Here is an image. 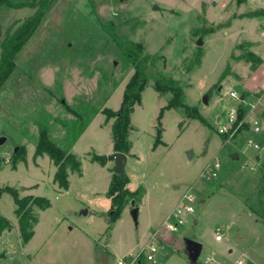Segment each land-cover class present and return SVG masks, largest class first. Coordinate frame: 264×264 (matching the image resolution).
I'll return each mask as SVG.
<instances>
[{"label": "rangeland", "instance_id": "374dc122", "mask_svg": "<svg viewBox=\"0 0 264 264\" xmlns=\"http://www.w3.org/2000/svg\"><path fill=\"white\" fill-rule=\"evenodd\" d=\"M259 8L264 0H57L16 56V70L0 91V138L5 139L0 144V188H13L19 197H45L50 207L34 208V234L22 246L12 197L0 196V216L11 225L0 234V250L6 254L0 264L6 256L10 264H117L145 247L151 230H159L166 250L156 256V263L141 258L138 264H191L184 238L201 244L196 264H235L240 257L264 264V153L254 156L252 147L241 152V132L224 143L216 130V118L224 124L237 104L229 92L242 94L241 83L248 77L249 64L237 57L254 48L245 47L242 38L255 39L261 23L259 18L240 17ZM27 15V10L1 9L0 22L7 25ZM108 22L118 36L161 58L152 73L179 80L186 104L196 106L213 127L186 119L180 111L164 110L159 120L162 144L154 148L158 116L169 97L154 91L148 73L141 102L131 114V149L124 166L128 189L142 188L135 204L136 224L126 211L111 224L105 193L113 161L100 166L89 156L111 155L112 120L106 121L102 110H118L133 74L100 27ZM240 27L245 30L239 35ZM199 51L201 63L186 73ZM248 84L264 86V68ZM11 118L21 124L20 130ZM40 121H46L51 138L81 163L80 176L69 173L67 190L53 182L56 167L46 155L33 159L35 123ZM19 147H25V161L11 169V156ZM215 162L220 165L217 177L204 178V168ZM187 191L195 196L194 213L177 230L167 231V210ZM217 228L220 241L214 239Z\"/></svg>", "mask_w": 264, "mask_h": 264}, {"label": "trees", "instance_id": "16d2710c", "mask_svg": "<svg viewBox=\"0 0 264 264\" xmlns=\"http://www.w3.org/2000/svg\"><path fill=\"white\" fill-rule=\"evenodd\" d=\"M57 0H26L23 3L15 4L10 0H0V10H27L28 15L12 20L5 25L0 22V91L4 88L8 79L16 70V56L21 51L23 46L29 41L41 23L46 18V14L52 8ZM261 10L248 12L243 17L253 18L260 16ZM100 27L108 36L114 47L117 49L119 55L133 69V74L125 86L122 95V100L118 110L112 111L109 109L102 110L106 117V121H111V143L113 152H120L128 155L131 149V142L128 138L131 128V114L134 107L141 102V94L148 84V73L153 81V89L159 96L168 95L166 105L161 109L158 116L156 127V137L154 141V148L160 144L161 129L160 118L164 110L180 111L186 119L198 120L203 125L213 130L210 122L204 118L198 111L196 106H189L186 104V95L184 87L179 80H174L171 77H165L162 72L156 71L152 73L151 68H156L157 62L161 58L155 55L146 54L143 51L141 44L132 43L117 35L115 27L110 22L101 23ZM245 47L249 44H245ZM202 54L199 51L194 58L189 62L185 68L186 73H191L196 66L201 63ZM238 60H243L249 64V70L254 71L262 60L250 51L243 52L239 55ZM227 69L222 73L223 77ZM246 114L245 106L240 103L237 107V120L242 119ZM9 119V118H8ZM66 126L67 123L58 119H54ZM12 125L15 129L20 130L21 124H15L11 118ZM11 123V122H10ZM38 131L37 141L35 143L33 159L46 155L56 167L53 175V182L58 189L67 190L69 173L81 175V163L77 157L68 152L66 149L59 146L50 136V130L47 127L46 121L36 122ZM87 122L81 125L79 130L75 133L73 142L80 136L85 128ZM182 127V125H180ZM247 131V126L243 128ZM242 129V130H243ZM243 132V131H242ZM222 142H225L226 135H219ZM256 140L260 145L264 144V129L256 136ZM72 142V143H73ZM90 161L105 166L110 157L99 156L96 154H89ZM26 157L25 147L17 148L11 156V169H15L17 164L24 162ZM111 173L108 189L105 193L107 199L110 200V222L115 223L121 216L124 209L129 205L131 200H136L142 193V188L135 191L128 189L129 179L124 174L122 177L119 174ZM9 194L12 197L15 205L14 214L17 218L19 239L22 246L26 245L34 234V227L37 224L38 218L34 215V208L44 211L50 207V202L45 197L23 196L19 197L16 190L10 187L0 188V196L2 194ZM10 222L0 216V234L10 229ZM4 253H0V259L4 257Z\"/></svg>", "mask_w": 264, "mask_h": 264}, {"label": "built area", "instance_id": "2783aa9c", "mask_svg": "<svg viewBox=\"0 0 264 264\" xmlns=\"http://www.w3.org/2000/svg\"><path fill=\"white\" fill-rule=\"evenodd\" d=\"M229 96L230 98L237 101V105L229 110L225 118V123H220V126L216 128L217 132L219 133V135H226V140L224 143H228V140L231 139L234 135L240 132L242 133V131L244 132L245 130L243 128L247 126V133L249 134V136L245 142L246 146L252 147L254 150L264 153V144L260 145L255 138V136L260 134L264 129V114L263 116H254L248 119L247 111L245 116L238 121L237 107L240 103H242L248 109H254V107L250 103H247L245 99L240 98V96H238V94L234 91L229 92ZM5 162H7V160ZM219 167L220 165L218 162L208 164L204 168L202 176L206 179L217 177ZM194 202L195 196L190 191H187L182 196V199L179 200L176 207L169 213V220L164 223V228L167 231H175L180 226H182L186 221V217L194 213ZM214 239L216 241L221 240L220 228H217L215 230ZM145 250L146 252H144ZM165 250L166 246L159 237V230H151L148 244H146V246L143 247L135 256L123 258L117 261V264H138L142 259H145L146 261L152 263H156V256L164 253ZM10 261L11 257L6 256V258H4L3 264H10ZM239 264L246 263L244 260H239Z\"/></svg>", "mask_w": 264, "mask_h": 264}, {"label": "crops", "instance_id": "0c3cea01", "mask_svg": "<svg viewBox=\"0 0 264 264\" xmlns=\"http://www.w3.org/2000/svg\"><path fill=\"white\" fill-rule=\"evenodd\" d=\"M256 10H261L262 11V13H261V15L260 16H257V17H253V18H248V19H254V18H259V20H261V23H259V24H257L256 25V27L258 26V28L259 29H255L256 31H255V39H257L258 40V44H254V43H256V40L255 39H253V40H246V39H243L242 38V40H245V44H249L250 45V47L252 46V48H254V50H250V52H252L253 54H255L256 56H258L261 60H262V63L254 70V71H250L249 69V72H248V77H246L243 81H242V83H241V85H242V87H243V89H244V91H243V93L242 94H239V96H240V98H243V99H245L246 101H247V103H250L251 105H253V107H254V109H248L246 106H245V108H246V113H247V111H248V113H247V115H248V119H250V118H252V117H254V116H261V114L263 115L264 114V103H263V97H264V86H261V87H259V86H254L253 88H252V86L251 85H249L248 84V81L250 80V78L255 74L256 75V73L261 69V68H264V58H262V54H264V51H263V45H264V8H259V9H255V10H250V11H243L242 13H244L245 12V14L246 13H248V12H252V11H256ZM242 18H247V17H240V19H242ZM239 20V19H238ZM237 21V20H236ZM235 21V22H236ZM235 22H233V24H232V26H231V28H229L228 27V30H224L225 32H226V34H230L231 32H232V30H233V25H234V23ZM240 30H237L238 31V33H239V35L240 34H243V30H245L243 27H240L239 28ZM218 31V30H217ZM257 32H259V36H260V38H258L257 37ZM214 33V32H213ZM239 38V37H238ZM262 50V51H261ZM258 51H260V52H262L261 53V55H259V52ZM252 74V75H251ZM250 86V87H249ZM237 105V104H236ZM216 120H217V124L219 125L222 121H221V119H220V117H217L216 118ZM242 135H241V138H242V142H243V147H242V149L240 150L241 152L242 151H244V148L245 147H247L246 146V139L248 138V136H249V134L247 133V131H244V132H242L241 133ZM255 138H256V136H255ZM256 151V150H255ZM257 152L258 151H256V153L254 154V156H256L257 155ZM113 153V149L111 150V154ZM234 152H232L231 154H233ZM127 156V158H128V155H126ZM111 162V159L110 160H108L107 161V163H106V165L108 164L109 165V163ZM208 164H210V163H208ZM105 165V166H106ZM264 190V189H263ZM107 201H109V203H110V200L109 199H107ZM202 201V200H201ZM177 202H179V200H177ZM176 202V204H175V206L173 207H171L170 209H169V211L167 210V213L169 214L175 207H176V205L178 204ZM137 206V205H136ZM129 209L130 208H128V206L124 209V211H126V212H129ZM123 211V212H124ZM122 212V213H123ZM138 212H139V208H138ZM166 239V237L164 236V240ZM1 251V250H0ZM1 252H3L4 254H5V252L4 251H1ZM0 252V253H1ZM6 255V254H5ZM239 260H244L245 261V263L246 262H248L249 264H255V263H252L250 260H248V261H246L244 258H238V260H235V264H239ZM247 264V263H246Z\"/></svg>", "mask_w": 264, "mask_h": 264}, {"label": "water", "instance_id": "95a60500", "mask_svg": "<svg viewBox=\"0 0 264 264\" xmlns=\"http://www.w3.org/2000/svg\"><path fill=\"white\" fill-rule=\"evenodd\" d=\"M122 1V0H120ZM214 5V2H213ZM154 9H157L156 7ZM202 44L201 38L197 39V45ZM207 95H205L202 99L204 104H207ZM4 138H0V144L4 142ZM17 148L14 149V151ZM187 156L190 158L191 157V151H187ZM231 158H236L237 154L233 153L230 155ZM110 159L113 161V173L119 174L121 177L124 175V166L127 160L126 154L120 153V152H113L110 156ZM129 212L130 215L134 221V223H137V216H138V207L135 205L134 200H131L129 203ZM184 251L186 255L188 256L189 262L191 264H196L198 256L201 251V244L197 241H194L190 238H184ZM104 259L105 256L103 255Z\"/></svg>", "mask_w": 264, "mask_h": 264}]
</instances>
